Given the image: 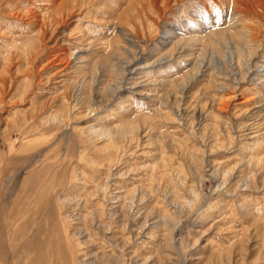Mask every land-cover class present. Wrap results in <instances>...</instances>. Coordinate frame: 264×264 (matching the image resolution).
Segmentation results:
<instances>
[{
    "label": "rangeland",
    "instance_id": "1",
    "mask_svg": "<svg viewBox=\"0 0 264 264\" xmlns=\"http://www.w3.org/2000/svg\"><path fill=\"white\" fill-rule=\"evenodd\" d=\"M0 264H264V0H0Z\"/></svg>",
    "mask_w": 264,
    "mask_h": 264
}]
</instances>
